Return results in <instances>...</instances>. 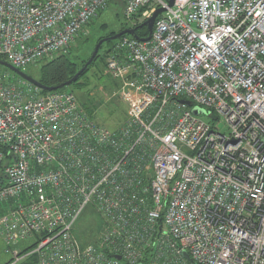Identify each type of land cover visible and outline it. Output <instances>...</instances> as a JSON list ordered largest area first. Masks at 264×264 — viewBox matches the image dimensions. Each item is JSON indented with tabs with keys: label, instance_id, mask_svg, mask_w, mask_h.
I'll use <instances>...</instances> for the list:
<instances>
[{
	"label": "built area",
	"instance_id": "2783aa9c",
	"mask_svg": "<svg viewBox=\"0 0 264 264\" xmlns=\"http://www.w3.org/2000/svg\"><path fill=\"white\" fill-rule=\"evenodd\" d=\"M109 1L0 0V57L27 73L67 54ZM121 4L125 28L166 10L104 53L116 128L1 76L0 264H264V0Z\"/></svg>",
	"mask_w": 264,
	"mask_h": 264
},
{
	"label": "rangeland",
	"instance_id": "374dc122",
	"mask_svg": "<svg viewBox=\"0 0 264 264\" xmlns=\"http://www.w3.org/2000/svg\"><path fill=\"white\" fill-rule=\"evenodd\" d=\"M124 22L125 20L122 16L121 0H110L107 6L89 21V24L74 40L73 44L69 48V52L65 55H67L68 58L72 60L77 57L81 58L82 56V58L89 57L96 44V39L98 37L106 36L112 31L118 32L120 29L127 27L124 25ZM107 46L108 45L105 42L100 48L99 54H101L103 49L107 48ZM97 58L94 59L93 66L89 68L90 70L84 76L87 78L86 82L88 85L86 87L78 89L76 86L69 85L65 88L66 90H73L78 96H84L83 99L88 100L87 109L92 112L96 122L105 125L109 129H114L125 118L126 106L124 103L117 102V99L110 95L112 91L117 89L118 82L112 80L106 75L100 76V78L98 77V70H101L102 66L99 64V62L96 63ZM52 60L40 63L38 66L31 67L28 70V74L38 79L39 68H41L43 64L51 62ZM14 75L16 74L12 71L0 66L1 81H3L2 77L19 78ZM94 88L97 90L96 95L94 94L95 91L91 93ZM199 117L209 122L213 127H216L217 130H224V125L220 122V120H214L213 118H209L204 114L200 115ZM83 215V220L81 221V219H79L77 224L82 225V232L86 234L88 239L90 234L96 229L95 225L100 223V218L94 214V211L91 207H88ZM7 258V256H2L0 263L5 261Z\"/></svg>",
	"mask_w": 264,
	"mask_h": 264
},
{
	"label": "trees",
	"instance_id": "16d2710c",
	"mask_svg": "<svg viewBox=\"0 0 264 264\" xmlns=\"http://www.w3.org/2000/svg\"><path fill=\"white\" fill-rule=\"evenodd\" d=\"M138 26H139V24H137L136 27H135L137 35L139 37H145L147 35V29L145 27L139 28ZM116 32L115 31H112L109 34H107L106 36L98 37L96 39L95 43H97L98 40H100L101 38L107 37V36H111V35L115 34ZM115 42H116V40L106 41V43H107L108 46H107V48L103 49V51H102L101 54H99L100 53L99 50L103 46L104 43L100 46V48L98 50V53H97V56L95 57V59L98 57L96 63L99 62V64L102 66V69L101 70H98V73H99L98 77L99 78H100V76H103L104 53ZM82 57L81 58L77 57V58H75V59L72 60V59L68 58L67 55H64V56H60V57L55 58L51 62H48L46 64H43L41 66V68H39V78L37 80L40 83H42L43 85H45V86H56V85L61 84L62 82H65L66 80L70 79L84 65V63L89 58V57H86V58H82ZM0 60L5 61V59L2 58V57H0ZM93 61H92V63H90L88 65V68L79 76V78L77 79V81L74 82V83H72L71 85L78 87V89H82V88H84V87H86L88 85L87 82H86L87 78L84 77V76L90 70L89 68H91L93 66ZM0 66L3 67V68H5V69H7L6 67H4L2 65H0ZM14 76L18 77L17 75H14ZM61 89H66V88L64 87V88H61ZM40 91L42 93L47 92L45 90H40ZM78 97H79V100H80L81 104L85 107V109L88 111V113L91 116H93L92 112H90L87 109V105H88V102L87 101L88 100L83 99L84 96H81V95H79ZM85 98H86V96H85ZM83 216L84 215H82L81 218H80L81 221L84 218ZM81 233H82V240L86 241V240H90L91 239V236L87 239L86 234L83 233L82 231L81 232L79 231L78 232V235H81Z\"/></svg>",
	"mask_w": 264,
	"mask_h": 264
},
{
	"label": "water",
	"instance_id": "95a60500",
	"mask_svg": "<svg viewBox=\"0 0 264 264\" xmlns=\"http://www.w3.org/2000/svg\"><path fill=\"white\" fill-rule=\"evenodd\" d=\"M174 1L175 0H165L167 6L170 8L174 5ZM166 10L165 7H158L152 14L150 17H148L147 19H145L143 22H141L139 24V28L141 27H145L147 29V35L145 37H139L136 34V29L134 26L133 28H123L120 31L116 32L115 34L111 35V36H107V37H103L100 40H98V42L95 44L91 55L89 56L88 60L84 63V65L68 80H66L65 82H62L59 85L56 86H45L42 83H40L37 79H35L34 77H32L30 74L28 73H24L19 71L18 69L14 68L12 65H10L8 62L0 60V65L6 67L7 69L11 70L13 73H15L18 77H20L21 79L27 81L28 83H30L31 85L41 89V90H45V91H55L64 87H67L69 85H71L72 83L76 82L77 79L79 78V76L88 68V65L90 63H92V61L95 59V57L97 56L98 50L100 48V46L105 43L106 41H113L116 40L118 38H120L122 35H130L133 36L136 39H139L141 41H147L150 39L152 30H153V25L154 22L156 20V18L163 13ZM181 103L187 105V106H192L190 101L187 100H180ZM192 112L196 115H199L201 113H203V110L198 108V107H193L192 108ZM184 257H188L187 253L184 252L183 253Z\"/></svg>",
	"mask_w": 264,
	"mask_h": 264
},
{
	"label": "bare ground",
	"instance_id": "6f19581e",
	"mask_svg": "<svg viewBox=\"0 0 264 264\" xmlns=\"http://www.w3.org/2000/svg\"><path fill=\"white\" fill-rule=\"evenodd\" d=\"M137 34V33H136Z\"/></svg>",
	"mask_w": 264,
	"mask_h": 264
},
{
	"label": "flooded vegetation",
	"instance_id": "af4514ba",
	"mask_svg": "<svg viewBox=\"0 0 264 264\" xmlns=\"http://www.w3.org/2000/svg\"><path fill=\"white\" fill-rule=\"evenodd\" d=\"M142 28V27H141Z\"/></svg>",
	"mask_w": 264,
	"mask_h": 264
}]
</instances>
